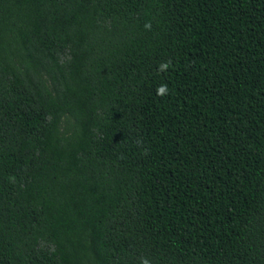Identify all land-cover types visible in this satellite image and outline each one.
Segmentation results:
<instances>
[{"label":"trees","instance_id":"obj_1","mask_svg":"<svg viewBox=\"0 0 264 264\" xmlns=\"http://www.w3.org/2000/svg\"><path fill=\"white\" fill-rule=\"evenodd\" d=\"M145 259L264 264V0H0V264Z\"/></svg>","mask_w":264,"mask_h":264},{"label":"clouds","instance_id":"obj_2","mask_svg":"<svg viewBox=\"0 0 264 264\" xmlns=\"http://www.w3.org/2000/svg\"><path fill=\"white\" fill-rule=\"evenodd\" d=\"M163 67H167V65H163ZM164 92H165V88L164 87H161V88L158 89V94L162 95V94H164ZM142 264H149V262H148V260L145 259V260L142 261Z\"/></svg>","mask_w":264,"mask_h":264}]
</instances>
